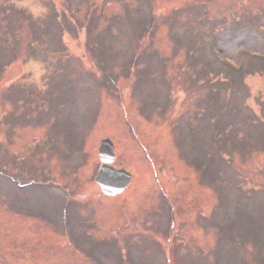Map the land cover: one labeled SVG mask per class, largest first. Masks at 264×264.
Here are the masks:
<instances>
[{"label":"rangeland","instance_id":"1","mask_svg":"<svg viewBox=\"0 0 264 264\" xmlns=\"http://www.w3.org/2000/svg\"><path fill=\"white\" fill-rule=\"evenodd\" d=\"M0 193L1 264H264V0H0Z\"/></svg>","mask_w":264,"mask_h":264},{"label":"flooded vegetation","instance_id":"2","mask_svg":"<svg viewBox=\"0 0 264 264\" xmlns=\"http://www.w3.org/2000/svg\"><path fill=\"white\" fill-rule=\"evenodd\" d=\"M106 139V138H105ZM112 143H113V150H114V155H115V159L114 161L111 163V165L113 167H115L116 169H119V168H124L126 169L125 167L122 166V164L119 162V154H118V147H117V141H114L112 138H109ZM99 144H100V141L98 142V147H99ZM99 150V149H98ZM126 156H127V151H126ZM96 156H97V159L99 161V167L102 165L101 164V160H100V157H99V151L96 153ZM98 167V168H99ZM128 170V169H126ZM98 171V170H97ZM96 171V172H97ZM131 174L132 172L130 170H128ZM133 180V174H132V178L130 180V183L131 181ZM130 183L128 184V186L130 185ZM128 188V187H126ZM19 202H16L15 203V206L14 208H11L9 206V202L7 200V198L5 197V194L4 193H0V210L3 211V215L1 216V222H0V251L2 252L3 250L5 252H8L10 248H12L11 252L13 253H16L17 249L19 250V248H22L19 246V243H21L19 241V238H17V232H16V225L17 224H20V217L19 215L20 214H25V212L31 214L29 211V209L23 207V208H20L19 206ZM76 208V207H75ZM77 210V208H76ZM9 211L11 213V218H9L7 215H6V212ZM21 211H24V213H20ZM9 214V213H7ZM9 224H11L13 227H12V233H11V227H7ZM23 244V243H21ZM18 246V247H17ZM23 262V261H21ZM3 263L1 257H0V264ZM18 264V263H17Z\"/></svg>","mask_w":264,"mask_h":264},{"label":"water","instance_id":"3","mask_svg":"<svg viewBox=\"0 0 264 264\" xmlns=\"http://www.w3.org/2000/svg\"><path fill=\"white\" fill-rule=\"evenodd\" d=\"M113 143L110 139H103L99 146V157L102 165L95 178L101 192L106 196L122 193L129 184L132 174L124 168L116 169L110 165L114 159Z\"/></svg>","mask_w":264,"mask_h":264}]
</instances>
